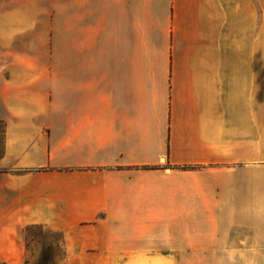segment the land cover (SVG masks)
Segmentation results:
<instances>
[{
    "label": "crops",
    "instance_id": "obj_1",
    "mask_svg": "<svg viewBox=\"0 0 264 264\" xmlns=\"http://www.w3.org/2000/svg\"><path fill=\"white\" fill-rule=\"evenodd\" d=\"M264 0H0V263L264 264ZM260 22V23H259Z\"/></svg>",
    "mask_w": 264,
    "mask_h": 264
},
{
    "label": "rangeland",
    "instance_id": "obj_2",
    "mask_svg": "<svg viewBox=\"0 0 264 264\" xmlns=\"http://www.w3.org/2000/svg\"><path fill=\"white\" fill-rule=\"evenodd\" d=\"M260 23V22H259ZM264 27V21H263ZM3 124L0 121V156L3 153V135H2ZM1 169V168H0ZM28 251L26 258L17 264H43L41 259L44 254L50 253V258L52 259V264H132V262H104V260H80V261H70L65 258L66 255L58 248V242L61 238L59 234L51 232L41 226H32L26 232ZM0 264H9L7 262H2ZM50 264V263H49Z\"/></svg>",
    "mask_w": 264,
    "mask_h": 264
},
{
    "label": "trees",
    "instance_id": "obj_3",
    "mask_svg": "<svg viewBox=\"0 0 264 264\" xmlns=\"http://www.w3.org/2000/svg\"><path fill=\"white\" fill-rule=\"evenodd\" d=\"M31 227H32V226H31ZM31 227H28L26 231H28ZM58 248H59V250L62 252V254H63V256H64V254H65L64 249H63L61 243H59V242H58ZM50 253H51V252H50ZM50 253H48V254H44L43 258L41 259V262H42L43 264H49V263L52 264V263H53V262H52V259L50 258V255H51Z\"/></svg>",
    "mask_w": 264,
    "mask_h": 264
}]
</instances>
